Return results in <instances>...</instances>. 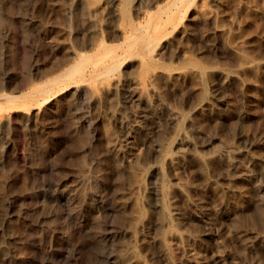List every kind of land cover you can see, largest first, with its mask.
Returning <instances> with one entry per match:
<instances>
[{"label": "rangeland", "instance_id": "rangeland-1", "mask_svg": "<svg viewBox=\"0 0 264 264\" xmlns=\"http://www.w3.org/2000/svg\"><path fill=\"white\" fill-rule=\"evenodd\" d=\"M70 1L0 0V264H264V0Z\"/></svg>", "mask_w": 264, "mask_h": 264}, {"label": "bare ground", "instance_id": "bare-ground-1", "mask_svg": "<svg viewBox=\"0 0 264 264\" xmlns=\"http://www.w3.org/2000/svg\"><path fill=\"white\" fill-rule=\"evenodd\" d=\"M84 0H71L67 5H66V8L68 9V10H71L74 6H76V5H78L79 3L81 4V2H83ZM113 1V0H112ZM117 2V1H116ZM116 2H115V4H116ZM114 3V2H113ZM86 4V3H85ZM114 5V4H113ZM112 5V6H113ZM82 6H83V4H82ZM79 7V6H78ZM114 7V6H113ZM115 8V7H114ZM113 8V9H114ZM86 9V8H85ZM83 10H84V7H83ZM116 10L117 9H115V12H116ZM67 11V10H66ZM74 11V10H73ZM118 11V10H117ZM114 12V13H115ZM141 13V12H140ZM110 14V13H109ZM147 14V13H146ZM149 14V13H148ZM87 15H88V17H90V12H89V9L87 10ZM119 15V13H117L116 12V17ZM122 16V15H121ZM110 18V17H109ZM113 18V17H112ZM119 18V17H118ZM152 18V17H151ZM84 20V19H83ZM112 20V19H111ZM105 21H106V19H105ZM107 22V21H106ZM80 23V22H79ZM104 24V23H103ZM102 24V25H103ZM108 23H106V25H107ZM153 24V23H152ZM100 25V24H99ZM155 25V24H154ZM87 26V25H86ZM85 26V27H86ZM91 26H93V25H91ZM89 28V27H88ZM116 28H117V31H118V33H119V35L121 36H123L124 37V39H126V37H127V31H128V29H126L124 26H122V25H120V24H118L117 26H116ZM142 28V27H141ZM84 30H86V28L84 29ZM143 30V29H142ZM139 31H141V30H139ZM86 32H88V31H86ZM139 42V41H138ZM142 42V41H141ZM140 42V43H141ZM128 43V42H127ZM124 44H126V42H124ZM135 44H136V42H135ZM101 45H104V44H101ZM133 48V47H132ZM137 48V47H136ZM101 49H102V47H101ZM131 49H129V51H130ZM108 51V50H107ZM110 51V50H109ZM125 51V50H124ZM126 52V51H125ZM128 52V51H127ZM137 52V51H136ZM106 53V52H105ZM112 53V52H111ZM132 53V52H131ZM130 53V54H131ZM134 53V52H133ZM113 54V53H112ZM135 54V53H134ZM107 55H110V59H111V61L112 60H114L116 57L115 56H112L111 54H110V52H107L106 53V55H104L105 56V58H107L106 56ZM128 54H124V56H127ZM133 55V54H132ZM103 56V55H102ZM116 56H118V55H116ZM101 57V56H100ZM104 58V57H103ZM102 58V59H103ZM121 60V59H120ZM98 61V60H97ZM103 61H105L104 59H103ZM116 62V61H115ZM123 61H119V64H121ZM101 63V62H100ZM105 63H106V61H105ZM112 64V66H114L113 65V63H111ZM119 64H118V66H119ZM102 66L103 65H105L104 63L103 64H101ZM104 67V69H105V66H103ZM103 67H101V69L103 68ZM115 67V69H117L116 68V66H114ZM247 67V66H246ZM112 68V67H111ZM103 69V70H104ZM246 69V68H245ZM108 70V72H109V69H107ZM106 70V71H107ZM111 70V69H110ZM101 71V70H100ZM108 72H107V74H108ZM112 72H114V71H112ZM106 74V75H107ZM112 74H114V73H112ZM105 75V74H104ZM158 76H159V74H157ZM161 75V74H160ZM162 75H164V74H162ZM161 75V76H162ZM174 75V74H173ZM116 76V75H115ZM114 76V77H115ZM120 76V75H119ZM129 76H130V74H129ZM128 76V74H127V77H129ZM153 76V75H152ZM150 77V76H149ZM220 77V76H219ZM225 78V77H224ZM224 78H222L221 80L223 81V79ZM130 79L131 78H129V81H130ZM150 79H152V78H150ZM128 81V80H127ZM111 83H112V85L113 86H115L116 85V82L115 81H111ZM221 85H223V84H221ZM121 86V85H120ZM97 87V86H96ZM99 87H101L102 89L103 88H105V86H99ZM112 87V86H111ZM124 87V86H123ZM222 87V86H221ZM98 88V87H97ZM108 88V87H107ZM116 88V87H115ZM98 89H100V88H98ZM97 89V90H98ZM130 89V88H129ZM223 89L221 88V91H222ZM113 91V90H112ZM99 92V91H98ZM104 93V92H103ZM110 93V92H109ZM128 94H129V92H128ZM130 95L132 96V97H135L136 98V100L137 99H139V100H142L143 99V96L141 95V94H139V93H137L136 91H134V90H132L131 92H130ZM129 98H130V96H129ZM144 98H146V97H144ZM220 101V100H219ZM142 103H144V102H142ZM147 103V104H146ZM145 104V108L143 107L142 108V116H144V117H149L150 119H154V113L152 112V110H151V107L148 105V102H146ZM141 105V104H140ZM209 105H211V103L209 104ZM216 105V104H215ZM214 105V106H215ZM212 107H213V102H212ZM214 108H216V106L215 107H213V108H211V109H214ZM220 108V107H219ZM217 109V108H216ZM221 109V108H220ZM153 110H154V108H153ZM214 111V110H213ZM215 111H217V110H215ZM218 111H220V110H218ZM156 115V114H155ZM180 115H181V111H179V110H172V112H171V115H170V119L172 120V121H175L178 117H180ZM120 120V119H119ZM148 121V120H147ZM155 121V120H154ZM121 124H122V126L124 127V129H125V131L130 135L131 133H133L134 131H136L138 128H140L141 127V123L142 122H138V121H134V120H130V119H128L126 116H122L121 117ZM145 122V121H144ZM170 122V121H169ZM147 123V122H146ZM145 123V124H146ZM151 123V122H150ZM154 123V127H155V129H158V125L155 123V122H153ZM171 123V122H170ZM179 123V122H178ZM147 124H149V123H147ZM178 125V124H177ZM146 128V127H145ZM135 135V134H134ZM155 146L156 147H158L157 146V141H155ZM243 150V149H242ZM239 151H241L238 147H236L235 145H233V144H230V143H227V144H225L223 147H222V149H220L218 152H217V154L218 155H222L223 157H225L226 158V160H227V162H228V164L229 165H231L232 163H231V156H233L234 154H236V153H238ZM244 152V151H243ZM240 155V154H239ZM235 158V157H234ZM173 159H174V157L173 156H170L169 158H168V160L170 161V162H173ZM168 160H167V163H169L168 162ZM175 160H176V158H175ZM175 165L176 164H174V165H170L172 168H174L175 167ZM174 166V167H173ZM159 167V166H158ZM158 167H156L155 169H156V171H155V173H156V176L157 175H159L160 173H159V168ZM231 167H233V164H232V166ZM155 178V177H154ZM153 183H154V187L152 188V189H154L153 191H152V193H153V196L156 198V201H155V205L156 206H158L159 208L160 207H163L162 206V204L160 203V199H159V197H160V195L162 194V189L161 190H159V188L157 187V186H159V181H153ZM142 185V184H141ZM153 186V185H152ZM172 189H180V190H182L183 189V186H180V185H176V186H174ZM179 190V191H180ZM170 191V190H169ZM166 192V191H165ZM165 192H163V193H165ZM168 192V191H167ZM183 193V192H182ZM151 194V193H150ZM169 194H172V193H169ZM166 195H167V193H166ZM172 195H174V194H172ZM171 195V196H172ZM162 197V196H161ZM170 197V196H169ZM172 198V197H171ZM161 204V205H160ZM165 221L164 220H159L158 222H156V227H158V230H159V226H161L163 223H164ZM259 236L260 237H264V232H261V233H259ZM260 240V239H259ZM263 240V239H262ZM254 242V241H253ZM262 242H264V240L262 241ZM251 243H252V241H251ZM251 243H249V246H250V244ZM259 244H261L260 242H258ZM162 252V251H161ZM132 260V259H131Z\"/></svg>", "mask_w": 264, "mask_h": 264}]
</instances>
